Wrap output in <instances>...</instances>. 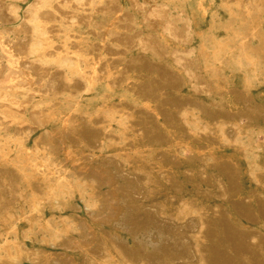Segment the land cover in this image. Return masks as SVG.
<instances>
[{
  "label": "bare ground",
  "instance_id": "obj_1",
  "mask_svg": "<svg viewBox=\"0 0 264 264\" xmlns=\"http://www.w3.org/2000/svg\"><path fill=\"white\" fill-rule=\"evenodd\" d=\"M172 1L0 0V264H264L241 223L264 226V103L224 76L233 45ZM219 3L260 41L233 53L256 75L264 0ZM35 224L54 250L25 239Z\"/></svg>",
  "mask_w": 264,
  "mask_h": 264
},
{
  "label": "rangeland",
  "instance_id": "obj_2",
  "mask_svg": "<svg viewBox=\"0 0 264 264\" xmlns=\"http://www.w3.org/2000/svg\"><path fill=\"white\" fill-rule=\"evenodd\" d=\"M198 2L202 3L201 7H196ZM23 3L24 1H20V4H21L20 8L23 5ZM172 3L180 4L181 6H184V8L187 11H192L194 15H196V18H197L196 26L199 30L200 35H204L208 31L212 30L215 33L217 39L220 41V43L227 44L228 46L233 45V49H230L229 53L222 54L220 56V60L223 63H228V62L232 63L231 64L232 70L227 71L224 74V76L229 77L232 80L231 83L238 86V88H241L245 84L244 77L247 76V78L250 80V87H251L250 91L253 95V98L256 101H260L264 103V64L260 63L256 66L258 69V73L254 75L250 73V69H249L250 67H253L252 64L248 62L242 54H233L235 51L234 46H242L243 44L244 46H246V44H249L250 48H257V46L261 44L260 41L256 39L254 36H251V35L245 36L244 33L242 32V29L247 27V25L243 23V20L245 19H242L241 16L239 17V16H234L231 14L229 15L227 12L228 10L219 3V0H173ZM234 9L235 11H233V13H236L237 10L236 8ZM101 17L102 16L98 13L94 15V19H98ZM228 23H230V25L228 27H225V25H227ZM82 25L83 26L80 27L79 31L80 32L84 31L82 32L83 34L88 33L86 27L89 25L88 24H82ZM260 28L264 29V21L261 24ZM232 29H237L239 32L234 33ZM261 35H264V33H261ZM199 41L202 42V44L204 45L203 47H205L209 53L212 51L211 41H209L206 38L201 39ZM98 89L99 90H97V93L99 94V96L104 95L106 88L99 87ZM186 89L189 90V88H186ZM99 96L96 98L89 99V100L87 99V101L85 102V104L88 102L87 106H89L90 111H94L96 108L102 105L101 103L97 102ZM214 96L217 99L220 98L221 101H228L229 103L236 104V106H238L239 104L238 101H236L231 96V94L228 92L221 93V94L215 93ZM205 99H209V97H205ZM261 135H263V132H261ZM3 137H4L3 133H0V138L2 139ZM241 139L244 142V144L249 143L246 145V147H250L251 145L256 144V141L254 143H251L249 141L247 142V139L245 137H242ZM27 143L30 144V142H27ZM9 144L12 145L13 149L15 150L14 144L13 143H9ZM28 152L33 157L32 151L28 150ZM246 162L247 161H245L244 159L239 161L242 169H244L245 166L247 165ZM26 167H29V164H26ZM240 182L242 183V193H247L249 192V190L255 189V188H258L260 190L259 185H257L253 180L251 181L246 173H242V175L240 176ZM187 188L189 189L190 185H187ZM187 188L185 190V193L189 194V191ZM261 194L264 197V191ZM84 195H85L84 197H87V198L90 197V194L88 192H86ZM210 202L212 204H219L220 199L211 198ZM23 206H24L23 209L21 210L17 209V211H26L27 209L26 205L24 204ZM80 210L82 211V209ZM163 210L168 211L169 208H164ZM60 212H66V211L62 209L60 210ZM28 213L29 212H26L25 215ZM45 215L49 223H51L52 225L58 226L60 224L58 222L59 220L58 217L56 215L49 214L48 210L46 211ZM241 223L244 225L250 226V227L259 228L264 234L263 225H259L256 222H249L243 218L241 219ZM48 227H50V225ZM49 234L50 233L46 231L43 226H39L35 224L34 230L29 236H26L25 239L27 241H32V243L36 242L38 245H40L41 247L45 249L54 250V247L41 241V238H43V235L45 237V235L47 236ZM22 263L23 262L14 263V264H22Z\"/></svg>",
  "mask_w": 264,
  "mask_h": 264
}]
</instances>
